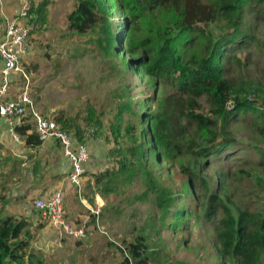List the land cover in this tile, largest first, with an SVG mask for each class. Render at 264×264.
<instances>
[{"label":"trees","instance_id":"obj_1","mask_svg":"<svg viewBox=\"0 0 264 264\" xmlns=\"http://www.w3.org/2000/svg\"><path fill=\"white\" fill-rule=\"evenodd\" d=\"M74 2V10L67 16L69 31L92 35L91 41L115 71L123 69L125 77L131 71L154 89L153 94L138 100L132 95V86L123 83L112 97L110 112L89 106L82 123L63 112L55 117L72 134L74 150L83 145L89 153L83 184L93 197L96 190L106 200L125 196L140 176L145 178L147 190L136 198L145 200L156 194L160 224L141 233L134 230L121 244L109 243L121 264H167L169 251L163 233L184 232L194 215L186 200L213 225L224 264H264V212H252L234 195L237 184L248 181L251 187L253 180L264 193V177L240 170L235 190L232 171H217L215 186L208 178L214 167L226 164L238 151V124L250 121L249 127L264 135V84L246 76L247 66L254 60L252 46L259 42L245 28L253 22L252 16L264 19V0ZM49 4V0L32 1L30 14L38 29ZM32 44L34 55L36 41ZM256 54L264 57L261 51ZM26 83L20 78L16 88L24 89ZM18 132L26 148L34 150L43 144L30 117ZM99 138L110 146L107 156L112 167L90 173L91 145ZM52 142L63 152L60 142ZM256 150L255 165L264 173V146ZM0 156V264H46L42 254L32 250L31 226L49 223L36 210V199L25 205L27 215L16 216L6 208L11 202L5 195L6 185L12 177L11 189L24 182L27 161ZM30 159L31 189L22 201L32 191L48 187V164L33 155ZM66 160L69 171L63 178L69 179L74 166ZM75 191L79 195V189ZM90 218L98 224L96 214L91 213Z\"/></svg>","mask_w":264,"mask_h":264},{"label":"rangeland","instance_id":"obj_2","mask_svg":"<svg viewBox=\"0 0 264 264\" xmlns=\"http://www.w3.org/2000/svg\"><path fill=\"white\" fill-rule=\"evenodd\" d=\"M17 1L16 9L23 5V0ZM27 1L40 4L43 0ZM49 1L44 24L39 26L32 37V42L35 40L37 46L31 63L28 64L32 98L45 115L57 117L63 112L82 123L89 106L95 107L98 112L108 113L112 106V97L123 83L132 86L135 99L141 100L145 95L153 94V85L147 80L141 79L131 71L128 77L123 74V69L115 71L112 62L103 57L91 41L92 35L81 36L69 31L67 16L74 10V0ZM8 16H12V12H8L5 17ZM251 18L253 22L245 28L256 36L259 43L252 46L254 60L247 66L246 76L254 81H263L264 84V57H258L256 54L257 51L264 54V19L258 16ZM5 19L0 17L2 29L5 27L4 23H7ZM249 52L251 53H247ZM249 125L250 121L237 125L235 135L238 151L234 158L209 172L208 178L213 186L217 171H232L233 190L236 179L240 178V170L247 169L255 176L264 177V173L255 165L258 161L256 149L264 146V135L255 132ZM10 144L8 139L0 135V145L3 146L0 153L27 162L23 166L24 182L11 189L15 183L12 177L6 185L5 195L11 201L6 207L7 211L16 216L27 215L29 210L25 205L34 197H45L60 191L69 222L74 227L84 228L87 233L85 238L77 240L61 234L50 223H43V227L33 224L32 250L41 253L46 264H121L115 247L112 248L109 243L121 244L123 238L133 235L134 230L141 233L150 229L154 223L157 226L160 224L161 212L155 203L156 194L151 193L145 200L136 198L147 190L143 176L138 178L134 186L127 189L125 196L113 195L107 200L101 197L104 206L98 216V224L91 222V208L99 205L101 200L97 198L96 193L100 195V192L96 190L93 197L90 190L84 189V186L81 195L76 194L68 177L63 178L69 171V165L57 144H54V149L47 146L37 154V158L48 162L50 167L46 179L47 189L32 191L27 200L22 201L26 191L31 189L30 157L36 156V153L26 148L25 144ZM91 146L93 150L90 156V173L111 168L112 164L107 156L110 146L105 144L103 138L95 139ZM60 172L65 174H58ZM262 179L264 181V178ZM252 183L251 187L248 181H245L244 185L237 184L235 199L244 202L246 205L243 206L252 212H264V193L258 189L257 180ZM186 201L188 208L191 211L194 209V215L186 223L184 232L175 233L169 230L163 233L169 251L167 264H224L214 241L213 225L205 220L202 211L195 207V204L190 200Z\"/></svg>","mask_w":264,"mask_h":264},{"label":"built area","instance_id":"obj_3","mask_svg":"<svg viewBox=\"0 0 264 264\" xmlns=\"http://www.w3.org/2000/svg\"><path fill=\"white\" fill-rule=\"evenodd\" d=\"M31 7L32 4L25 0L22 7L17 8L15 15L7 19L5 27L0 29V125L14 143L23 144L18 128L24 124L27 117H30L42 143L60 142L64 156L70 159L74 166L69 180L79 189L81 195L84 187V163L89 159L86 147L81 145L79 151H75L72 134L66 132L55 117L41 113L31 96L27 65L33 53L32 33L38 29L36 18L30 14ZM20 78L27 81L24 89L16 88ZM261 109L264 110L263 104ZM96 196L101 201L98 206L91 208V213L98 217L101 215L104 202L99 194ZM35 208L42 219L48 220L61 234L77 240L87 236L84 228L74 227L69 222L60 191L37 198Z\"/></svg>","mask_w":264,"mask_h":264},{"label":"crops","instance_id":"obj_4","mask_svg":"<svg viewBox=\"0 0 264 264\" xmlns=\"http://www.w3.org/2000/svg\"><path fill=\"white\" fill-rule=\"evenodd\" d=\"M23 2H25V0H23ZM17 4H18V1L17 0H0V17H2V18H6L5 19V21L8 19V18H11V17H13L14 15H15V13H16V11L18 10V9H16L15 7L17 6ZM19 8V7H18ZM8 12H12V16H8V17H5V16H7V14H8ZM7 13V14H6ZM5 24L6 23H4V25L3 26H5ZM2 26V27H3ZM0 29H2L1 27H0ZM38 106V105H37ZM41 113H43V111L38 107L37 108ZM45 115V114H44ZM47 116V115H46ZM0 135L1 136H3V137H5L6 139H8L9 141H10V143L11 144H16V143H14L11 139H9L8 138V135L6 134V132H5V130H4V128H1V126H0ZM10 144V145H11ZM16 145H18V144H16ZM47 146H50V148L51 149H54L53 147H55V145H54V143L52 142V141H48V142H45V143H43L41 146H36V147H34V150H31L33 153H36V156H35V159H39V158H37V154H39V153H41L42 151H44V149L47 147ZM91 150H93L92 149V146H91ZM42 160V159H41ZM32 161L33 160H31L30 162H31V164H32V167H31V169H30V176L32 177V175H31V171H32V168H33V163H32ZM43 161V160H42ZM43 163L45 164V163H48V162H44L43 161ZM47 168H48V170L50 169V167H49V164L47 165ZM90 168H92V163H91V166H90ZM58 169H59V167H58ZM58 174H61V175H63V174H65V172H60V173H58ZM48 176V175H47ZM48 179H49V177H48ZM47 182H48V180L46 181V186H47ZM71 183V182H70ZM73 186V185H72ZM74 188V187H73ZM75 189L76 188H74V191H75ZM76 192V191H75ZM38 197H34L33 199H37Z\"/></svg>","mask_w":264,"mask_h":264}]
</instances>
